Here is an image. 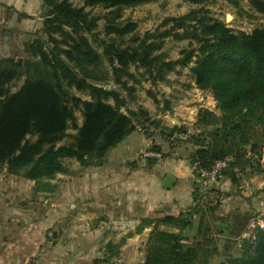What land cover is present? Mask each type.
Returning <instances> with one entry per match:
<instances>
[{"label":"trees","instance_id":"obj_1","mask_svg":"<svg viewBox=\"0 0 264 264\" xmlns=\"http://www.w3.org/2000/svg\"><path fill=\"white\" fill-rule=\"evenodd\" d=\"M149 1L152 0H86L85 5L76 7L69 0H43L50 7L45 25L53 44L49 47L51 49H46L43 44L36 47L39 61L33 64V73L27 70L24 85L12 94H9L5 84L9 85L19 73L17 68H5L0 63V165L6 166L9 172H19L28 167L25 177L37 183L41 179H52L58 173L69 172L63 159L76 158L84 167L103 164L107 152L136 130L133 117L139 118L145 112L124 114L120 109L126 100L120 93L99 85L108 77V73L100 72L101 57H107L113 65L116 81L124 86L127 83L118 73L124 70L128 74L127 67L132 63H138L151 72L156 70L155 77L162 79L177 65H187L193 53L190 51L185 58L177 60H166L161 54H154L162 46L163 38L172 35L177 39L188 37L198 40L200 55L193 68L195 82L198 88L210 89L214 93L221 111L220 115L211 109L200 111L198 126L211 129L199 140L202 144L195 152L193 166L210 169L216 161L230 156L232 162L218 178L228 176L233 184L237 181V170H243L240 160L245 157L244 147L250 146V152L255 153L264 138V116H257L264 104V28L256 29L252 34L233 33L220 21L211 23L199 18L197 15L202 10L199 8L183 16L166 18L162 25L167 26L171 22L172 25L159 33L147 32L134 47L119 48L103 39L100 41L103 53L98 54L83 35L92 32L98 19L85 11L87 5L123 7ZM190 1L201 3L203 0ZM255 5L264 13V0L255 1ZM188 20L196 21L195 25L188 26H192V30L177 31L178 28H185V21ZM65 27L78 33L80 40L73 39V43L66 41L68 47H61L62 41L53 34H65ZM136 27L135 22H128L122 26L109 25L107 29L109 34L124 36ZM150 38L154 39L148 42ZM36 45L37 42L31 49ZM25 65L32 66L29 61ZM231 72L237 76L229 75ZM68 86L89 91L92 99L84 100L70 93ZM110 98H113L114 104L108 102ZM77 109L83 115L80 126L75 114ZM255 118H258L259 127ZM149 120L151 118L146 117L145 121ZM70 125L77 129L75 141L57 146V142L67 135ZM174 128L182 126L175 125ZM29 134H36L38 138L30 141L27 139ZM152 149L161 152L162 147L154 145ZM229 168H234L232 173L225 172ZM195 196L196 193L193 200ZM190 210L189 207L186 211ZM153 223L155 225L145 243V264H208L211 252L204 243L183 245L180 233L160 228V225L179 229L190 226L192 219L186 216L185 211L178 215L165 214L152 220L144 219L137 231ZM124 242L125 238L117 243L107 242L109 255L96 258L93 264L107 263L120 252ZM245 248L242 256L235 259L237 264H264V237L253 254L249 253V245L246 244Z\"/></svg>","mask_w":264,"mask_h":264},{"label":"rangeland","instance_id":"obj_2","mask_svg":"<svg viewBox=\"0 0 264 264\" xmlns=\"http://www.w3.org/2000/svg\"><path fill=\"white\" fill-rule=\"evenodd\" d=\"M69 1L76 7L86 3V0ZM255 1L257 0H203L201 3H194L190 0H152L123 7L105 4L87 5L85 11L89 12L91 17L98 19L97 26L92 32L83 35L89 39L98 54L103 53L104 47L100 45L103 39L115 43L119 48L134 47L143 40L147 32L159 33L172 25V22L167 26L162 25L166 18L183 16L199 8L202 10L197 16L205 18L203 20L207 22L220 21L233 33L252 34L256 29L264 28V13L257 9ZM49 10L50 7L45 5L43 0H0V63L5 68H17L19 73L9 85L5 84L9 94L17 92L24 85L27 70L33 73L35 68L33 64L39 61L36 47L43 44L46 49H51L49 47L53 46L45 25ZM228 15H231L230 19ZM128 22L137 24L133 32L124 36L108 33L109 25L122 26ZM195 23L194 20L185 21V28H178L177 31L182 33L184 29L192 30V26H188ZM63 29L66 31L65 34L64 32L53 34L62 41L61 47H68L66 41L73 43L75 40H80L79 34L73 32L70 27ZM153 39L150 38L148 42ZM163 41L162 46L154 54H161L166 60H177L185 58L190 51H193L188 64L177 65L175 70L165 73L161 79L155 77L156 70L151 72L138 63H132L127 67L128 74L124 70L118 73L127 83L124 86L116 81L113 65L108 62L106 56H102L100 72L108 73V77L99 85H105L106 89H114L120 93L126 100V104L120 109L124 114L130 115L133 111L145 112V115L141 114L139 118L133 117L136 130H146L151 134L154 133L153 131L165 133L162 137L164 141V149H161L162 158L174 152L179 158L188 159L193 171V158L202 144L199 140L211 129L198 126L199 113L202 109H211L220 115L221 111L214 93L210 89L198 88L195 82L193 68L197 65L200 55L198 40L188 37L177 39L170 35L163 38ZM36 42L37 45L31 49ZM26 61L32 66L27 67ZM71 64L73 65L72 62ZM229 75L237 76L234 72ZM67 90L84 100L92 99V95L87 90L69 86ZM108 102L114 104L113 98ZM200 104L204 106L199 107ZM75 114L77 124L82 125V111L77 109ZM257 116L258 118L264 116V104ZM146 117H150L151 120L145 121ZM258 118L254 120L257 127L260 126ZM152 119H155L154 122ZM175 125L182 128L176 129ZM172 129L176 130L171 132ZM76 133L77 129L70 125L67 135L57 142V146L72 144ZM37 138L36 134L27 136L30 141H35ZM244 151L245 157L240 160L243 170L241 172L237 170V181L232 183V189L228 191L218 189L212 181L202 180L193 172L196 178L193 188L197 196L190 206L191 210L185 211L186 216L192 219L193 226L187 235L181 234L182 243L183 245L204 243L211 252L208 264H237L235 259L242 256L246 249L245 245H249V253L253 254L260 239L264 237V228L260 226L254 228L250 238L243 237L251 219L264 220V162L261 161L264 138L255 153L250 152V146L244 147ZM63 162L71 170H75L78 165L76 158L63 159ZM27 169L28 167L16 173L28 179L25 177ZM232 169L234 168H229L225 172L232 173ZM222 179L220 177L215 182H220ZM34 187V194L37 197L36 250L27 254L25 257L29 260L25 259L21 264H34L36 260H43L48 264H64V217L68 215L67 209H69L64 203V173H58L52 179H41L35 182ZM5 216L6 214L0 211V220ZM24 224L26 226V223ZM24 236L23 233L19 234L21 243L24 241ZM5 237L0 232V242ZM13 239L16 240V237ZM117 240L118 238L111 241L117 243L115 242ZM92 242L93 238L91 242L88 241V243ZM104 245L105 243L101 247ZM137 246L134 252L128 255L127 260H121L123 256L119 252L111 257L107 264H145L144 242L143 246L140 244ZM5 248L0 243V254H3ZM42 249L46 250L42 251ZM105 254L100 249L97 258L102 259Z\"/></svg>","mask_w":264,"mask_h":264},{"label":"crops","instance_id":"obj_3","mask_svg":"<svg viewBox=\"0 0 264 264\" xmlns=\"http://www.w3.org/2000/svg\"><path fill=\"white\" fill-rule=\"evenodd\" d=\"M153 132L134 130L107 152L103 164L84 167L78 162L75 170L64 173V203L69 207L64 217V264H92L100 249L109 255L106 243L116 238L115 242L125 238L120 247L121 260L125 261L137 245L143 246V242L145 245L155 225L137 231L142 220L178 215L192 205L196 178L189 160L174 152L161 159L146 156L147 152L155 151L154 145L164 149V135ZM167 175L174 177L170 188L164 186ZM221 178L213 184L222 191L232 189L231 178ZM34 184V180L24 179L0 165V211L6 214L0 220V232L6 236L0 242L6 247L0 254V264H21L27 254L36 250ZM192 226L179 229L160 225V228L187 235ZM20 233L25 235L23 243ZM91 238L94 243H88ZM34 264L48 263L36 260Z\"/></svg>","mask_w":264,"mask_h":264},{"label":"built area","instance_id":"obj_4","mask_svg":"<svg viewBox=\"0 0 264 264\" xmlns=\"http://www.w3.org/2000/svg\"><path fill=\"white\" fill-rule=\"evenodd\" d=\"M145 155L156 159H161L163 157L162 152L160 151L147 152ZM232 160L233 158L230 156L220 159L216 161L210 169L193 166V172L202 180L215 182L220 176V173L228 167ZM261 161L264 162V151L262 153ZM256 226L264 228V220L256 218L251 219L247 230L243 233V237L250 238Z\"/></svg>","mask_w":264,"mask_h":264},{"label":"water","instance_id":"obj_5","mask_svg":"<svg viewBox=\"0 0 264 264\" xmlns=\"http://www.w3.org/2000/svg\"><path fill=\"white\" fill-rule=\"evenodd\" d=\"M230 18H231V15H228V19H230ZM7 66H9V65L7 64ZM173 180H174V177L172 175H167L165 178L164 186L166 188H170L172 186Z\"/></svg>","mask_w":264,"mask_h":264}]
</instances>
